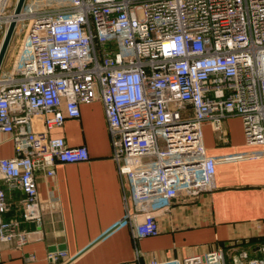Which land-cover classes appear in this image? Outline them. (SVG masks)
<instances>
[{"label": "built area", "instance_id": "1", "mask_svg": "<svg viewBox=\"0 0 264 264\" xmlns=\"http://www.w3.org/2000/svg\"><path fill=\"white\" fill-rule=\"evenodd\" d=\"M0 0V245L22 247L40 227L43 204L35 171L86 161L85 145H69L49 129L102 104L128 225L134 240L159 233L158 216L215 189L216 165L264 158V0ZM241 119L245 149L206 151L201 124L215 131ZM23 196L19 217L4 219L6 191ZM49 205L57 199L50 197ZM264 219L256 223L264 230ZM264 236V233L260 236ZM235 238L183 257L153 253L126 264H264ZM50 252L48 259L64 257Z\"/></svg>", "mask_w": 264, "mask_h": 264}, {"label": "crops", "instance_id": "2", "mask_svg": "<svg viewBox=\"0 0 264 264\" xmlns=\"http://www.w3.org/2000/svg\"><path fill=\"white\" fill-rule=\"evenodd\" d=\"M201 125L207 153L246 148L238 116L224 118L218 131L208 121ZM49 134L69 145H85L89 158L56 163L51 176L35 171L43 204L40 227L22 223L31 233L29 242L20 248L1 244L0 264H126L136 261L137 251L143 263L152 253L179 258L242 237L249 241L240 245L254 256L253 246L264 239V230L256 227L264 219V158L217 164L214 190L192 204L174 205L158 216L159 233L134 240L128 225L121 223L125 209L101 102L82 103L78 118L66 119ZM2 139L0 157L13 156L11 142ZM6 194L3 218H18L23 193L14 188ZM50 197L57 199L55 205H49ZM58 251L65 256L50 261L48 254Z\"/></svg>", "mask_w": 264, "mask_h": 264}, {"label": "water", "instance_id": "3", "mask_svg": "<svg viewBox=\"0 0 264 264\" xmlns=\"http://www.w3.org/2000/svg\"><path fill=\"white\" fill-rule=\"evenodd\" d=\"M22 3H23V0H17V3H16V6H15V10L14 12L15 13H18L20 11V8L22 6ZM13 26H14V21L12 20L9 24V27L5 33V36H4V39H3V42H2V45L0 47V62L2 60V57H3V54L5 52V49H6V46H7V43H8V40H9V37L11 35V32H12V29H13ZM58 249H61L60 247H57ZM236 262L237 264H243L241 263L238 259H236Z\"/></svg>", "mask_w": 264, "mask_h": 264}, {"label": "rangeland", "instance_id": "4", "mask_svg": "<svg viewBox=\"0 0 264 264\" xmlns=\"http://www.w3.org/2000/svg\"><path fill=\"white\" fill-rule=\"evenodd\" d=\"M225 257H226V264H232L231 263V254L226 253Z\"/></svg>", "mask_w": 264, "mask_h": 264}]
</instances>
